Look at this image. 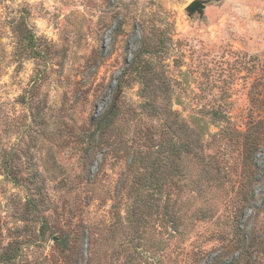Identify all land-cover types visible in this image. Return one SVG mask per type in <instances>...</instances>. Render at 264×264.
Here are the masks:
<instances>
[{
  "label": "rangeland",
  "instance_id": "rangeland-1",
  "mask_svg": "<svg viewBox=\"0 0 264 264\" xmlns=\"http://www.w3.org/2000/svg\"><path fill=\"white\" fill-rule=\"evenodd\" d=\"M192 1L0 0L10 264H264V0Z\"/></svg>",
  "mask_w": 264,
  "mask_h": 264
},
{
  "label": "trees",
  "instance_id": "trees-1",
  "mask_svg": "<svg viewBox=\"0 0 264 264\" xmlns=\"http://www.w3.org/2000/svg\"><path fill=\"white\" fill-rule=\"evenodd\" d=\"M110 113L109 111H106L105 113L102 114L101 117H99L98 121H97V126H98V129H104L107 127V125H109L110 123H112V121L110 120ZM179 150H181V148H175L174 146L172 148H170V153H173V154H178V152H180ZM10 250L13 248H11V244H10V247H8V250ZM8 250H4L3 252H1L0 254V264H10L12 262H14V259L15 257H17L15 255V253H11L9 252Z\"/></svg>",
  "mask_w": 264,
  "mask_h": 264
},
{
  "label": "water",
  "instance_id": "water-1",
  "mask_svg": "<svg viewBox=\"0 0 264 264\" xmlns=\"http://www.w3.org/2000/svg\"><path fill=\"white\" fill-rule=\"evenodd\" d=\"M187 8L190 11H195V10L204 8V4H203L202 0H194V1L190 2V4H188Z\"/></svg>",
  "mask_w": 264,
  "mask_h": 264
}]
</instances>
